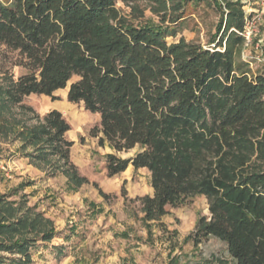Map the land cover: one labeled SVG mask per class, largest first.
Listing matches in <instances>:
<instances>
[{"label":"trees","instance_id":"trees-1","mask_svg":"<svg viewBox=\"0 0 264 264\" xmlns=\"http://www.w3.org/2000/svg\"><path fill=\"white\" fill-rule=\"evenodd\" d=\"M117 1L0 0V59L15 53L13 64L25 70L14 77L0 67L8 75L0 85V136L20 140L31 163H55L72 187L88 182L71 159V124L61 111L31 125L15 111L32 110L23 103L31 94L57 98L76 78L68 100L99 116L91 134L114 150L106 154L108 175L130 165L150 173L153 194L136 198L145 222L204 195L209 215L198 218L194 245L215 236L235 264H264V71L240 59L244 3L175 0L174 10L195 2L218 12L205 45L184 37L169 43L166 29L130 24ZM134 149L131 157L118 154ZM13 208L0 203V264H32L31 248L59 231L41 213Z\"/></svg>","mask_w":264,"mask_h":264},{"label":"rangeland","instance_id":"rangeland-1","mask_svg":"<svg viewBox=\"0 0 264 264\" xmlns=\"http://www.w3.org/2000/svg\"><path fill=\"white\" fill-rule=\"evenodd\" d=\"M240 1L249 16L246 34L250 33L240 59L250 62L256 71H264V0ZM174 3L175 0H118L117 6L130 24L166 29L169 43L184 37L208 45L217 31L218 12L195 2L174 10ZM179 14L182 18L174 22ZM8 56L0 59V67L18 77L25 70L13 64L15 53ZM8 75L0 72V85ZM71 81L54 93L57 98L31 94L23 103L32 110L15 111L29 125L41 121L52 109L61 111L71 124L66 134L74 141L71 159L88 182L72 187L55 163H31L18 149L20 140H13V135L0 136V203L12 202L17 215L25 209L41 213L59 231L50 242L39 240L31 248L32 264H174V256L180 257L179 264H235L227 243L221 239L210 236L199 246L193 243L198 218L209 215L204 195L188 198L159 220H143L141 203L136 198L153 194L150 173L130 165L118 175H108L106 154L114 150L108 144L100 146L98 138L91 134L99 124V116L82 103L68 100ZM135 151L118 154L131 157Z\"/></svg>","mask_w":264,"mask_h":264},{"label":"built area","instance_id":"built-area-1","mask_svg":"<svg viewBox=\"0 0 264 264\" xmlns=\"http://www.w3.org/2000/svg\"><path fill=\"white\" fill-rule=\"evenodd\" d=\"M248 17H249V16H248V14H247L246 28H247V24H248ZM245 36H246V37H250V33H249V34H246V30H245Z\"/></svg>","mask_w":264,"mask_h":264},{"label":"crops","instance_id":"crops-1","mask_svg":"<svg viewBox=\"0 0 264 264\" xmlns=\"http://www.w3.org/2000/svg\"><path fill=\"white\" fill-rule=\"evenodd\" d=\"M141 169H145V168H141ZM147 170V169H146Z\"/></svg>","mask_w":264,"mask_h":264}]
</instances>
